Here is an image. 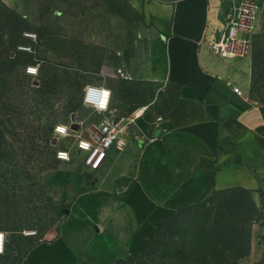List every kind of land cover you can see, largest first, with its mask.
<instances>
[{
    "label": "rangeland",
    "instance_id": "rangeland-1",
    "mask_svg": "<svg viewBox=\"0 0 264 264\" xmlns=\"http://www.w3.org/2000/svg\"><path fill=\"white\" fill-rule=\"evenodd\" d=\"M15 1L18 8L0 0V230L9 236L0 264H21L32 245L53 238L94 177L77 153L58 159V149L74 143L37 138L41 124L52 131L77 114L89 128L95 117L82 105L87 83L107 84L113 105L126 115L146 105V115H162L178 93L119 73L131 74L127 66L143 49L154 25L151 5L174 0ZM249 49L233 71L246 95L264 103V29ZM213 199L177 212L152 252L117 264H216L222 258L239 264L260 210L242 190ZM221 220L241 230L220 238L212 229ZM32 230L36 235H28Z\"/></svg>",
    "mask_w": 264,
    "mask_h": 264
},
{
    "label": "crops",
    "instance_id": "crops-1",
    "mask_svg": "<svg viewBox=\"0 0 264 264\" xmlns=\"http://www.w3.org/2000/svg\"><path fill=\"white\" fill-rule=\"evenodd\" d=\"M243 1L151 5L154 25L127 69L135 79L176 88L173 104L162 115L146 112L137 120L145 141L112 149L57 234L32 245L21 264H117L138 257L180 208L237 189L249 191L260 210L250 251L239 264H264V103L234 90L243 86L234 65L247 56L231 59L209 50L231 7ZM253 1L259 5L258 33L264 29V0ZM8 2L18 8L15 0Z\"/></svg>",
    "mask_w": 264,
    "mask_h": 264
},
{
    "label": "built area",
    "instance_id": "built-area-1",
    "mask_svg": "<svg viewBox=\"0 0 264 264\" xmlns=\"http://www.w3.org/2000/svg\"><path fill=\"white\" fill-rule=\"evenodd\" d=\"M259 5L253 0H244L239 6L233 5L231 14L221 36L210 44V51L227 58H240L250 52L251 38L256 33V21ZM246 33L249 37L243 35ZM29 72L37 73L38 69L29 66ZM34 70V71H32ZM123 78L132 77L123 68L119 69ZM235 92L244 95L240 86L233 85ZM82 105L92 110L95 120L89 128L81 121L79 129H73V121L58 124L54 127L52 138L55 136L57 143L61 140L72 141L74 148L68 146L58 149L57 156L61 160H70L74 153L80 155L82 163L91 171L99 170L108 153L112 149L124 150L130 141L144 142L145 138L137 124V120L146 114L149 106H143L141 112L136 110L130 115L113 106V90L107 84L87 83L82 94ZM57 126H64L66 132L58 133ZM50 138V140H52ZM28 235H36V231H29ZM8 234L0 230V255L7 251Z\"/></svg>",
    "mask_w": 264,
    "mask_h": 264
},
{
    "label": "trees",
    "instance_id": "trees-1",
    "mask_svg": "<svg viewBox=\"0 0 264 264\" xmlns=\"http://www.w3.org/2000/svg\"><path fill=\"white\" fill-rule=\"evenodd\" d=\"M43 125L41 124L40 127H38L37 129V135L36 137L39 138V139H46V140H49L47 138H44L43 136ZM237 190H242L244 192V194L246 195H249L250 197V192L247 191V190H244V189H237ZM235 190H227V191H215L214 194L209 197L207 200H205L204 202L200 203V204H196V205H190V206H185V207H182L180 208L177 212L181 211V210H184V209H187V208H191V207H195V206H200V205H204L206 204L207 202H209L210 200H214L213 198L217 195H220L222 193H230V192H233ZM253 202V201H252ZM253 204L255 205V203L253 202ZM256 206V205H255ZM173 214V216L165 221H163L159 226H158V230H157V237L154 241V243L152 244L151 248L145 252H143L140 256H143L145 254H148L150 252H152L154 249L157 248V246L159 245L160 243V240L162 239V235H164V229L167 227V225H169L170 223H172V221L174 220L176 214ZM241 221L244 222L243 219H241ZM237 230H241V229H237V227H234V226H230L228 224H226V222L224 221H218L214 228L212 229L213 232H216V235H218L220 238H225L227 235L229 234H232L233 232L237 231ZM211 240V239H209ZM250 249L247 251V252H242L240 253V259L241 257H244L246 255H248ZM131 257V256H130ZM123 261V260H121ZM120 261V262H121ZM217 261V260H216ZM210 264V263H209ZM216 264H228V261L225 259V258H222L221 260L217 261Z\"/></svg>",
    "mask_w": 264,
    "mask_h": 264
},
{
    "label": "water",
    "instance_id": "water-1",
    "mask_svg": "<svg viewBox=\"0 0 264 264\" xmlns=\"http://www.w3.org/2000/svg\"><path fill=\"white\" fill-rule=\"evenodd\" d=\"M72 121H73V123H74V124H73V129H76V130L79 129L80 124L78 123L77 114H74V115H73ZM160 132H161V130H158V132H157L158 134H157V135H159ZM42 133H43L44 138H47V139L52 138V132H51V129H50L49 126L46 125V124L43 125V132H42ZM52 140H53L54 143L57 142L55 136L52 138ZM8 238H9V236H8Z\"/></svg>",
    "mask_w": 264,
    "mask_h": 264
},
{
    "label": "clouds",
    "instance_id": "clouds-1",
    "mask_svg": "<svg viewBox=\"0 0 264 264\" xmlns=\"http://www.w3.org/2000/svg\"><path fill=\"white\" fill-rule=\"evenodd\" d=\"M56 131L58 133H64V132H66V128L64 126H57Z\"/></svg>",
    "mask_w": 264,
    "mask_h": 264
},
{
    "label": "bare ground",
    "instance_id": "bare-ground-1",
    "mask_svg": "<svg viewBox=\"0 0 264 264\" xmlns=\"http://www.w3.org/2000/svg\"><path fill=\"white\" fill-rule=\"evenodd\" d=\"M140 112H141V109H139V110L137 111V114L140 113Z\"/></svg>",
    "mask_w": 264,
    "mask_h": 264
},
{
    "label": "snow or ice",
    "instance_id": "snow-or-ice-1",
    "mask_svg": "<svg viewBox=\"0 0 264 264\" xmlns=\"http://www.w3.org/2000/svg\"><path fill=\"white\" fill-rule=\"evenodd\" d=\"M32 71H34V70H32Z\"/></svg>",
    "mask_w": 264,
    "mask_h": 264
}]
</instances>
